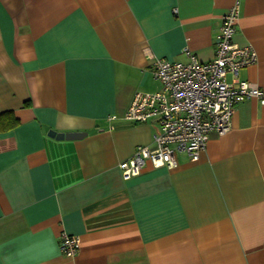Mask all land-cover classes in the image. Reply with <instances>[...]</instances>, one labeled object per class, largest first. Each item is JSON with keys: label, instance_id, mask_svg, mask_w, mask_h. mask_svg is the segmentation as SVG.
Masks as SVG:
<instances>
[{"label": "crops", "instance_id": "1", "mask_svg": "<svg viewBox=\"0 0 264 264\" xmlns=\"http://www.w3.org/2000/svg\"><path fill=\"white\" fill-rule=\"evenodd\" d=\"M237 0H0V264H264V104L246 98L199 160L123 178L157 119H124L160 84L150 54L215 58ZM234 41L264 94V0H240ZM231 80V78H230ZM116 115V120H110ZM113 127V128H111ZM58 133H87L58 140ZM78 236L74 257L61 236Z\"/></svg>", "mask_w": 264, "mask_h": 264}, {"label": "built area", "instance_id": "2", "mask_svg": "<svg viewBox=\"0 0 264 264\" xmlns=\"http://www.w3.org/2000/svg\"><path fill=\"white\" fill-rule=\"evenodd\" d=\"M239 14L237 0L222 18L215 58L210 62H201L189 52L190 60L185 63L150 54L151 72L160 86L155 91L137 92L124 119L145 122L155 118L160 128L154 148L140 146L120 164L125 180L139 176L148 162L156 169L175 168L177 152L199 160L211 134L231 128L233 113L241 102L256 97L264 104L261 89L240 77L242 69L255 63L258 55L252 45L234 41ZM117 118L114 115L110 120ZM80 246L78 236H61L60 250L66 256L74 257Z\"/></svg>", "mask_w": 264, "mask_h": 264}, {"label": "trees", "instance_id": "3", "mask_svg": "<svg viewBox=\"0 0 264 264\" xmlns=\"http://www.w3.org/2000/svg\"><path fill=\"white\" fill-rule=\"evenodd\" d=\"M19 119L12 111H7L0 114V134L8 133L18 127Z\"/></svg>", "mask_w": 264, "mask_h": 264}, {"label": "water", "instance_id": "4", "mask_svg": "<svg viewBox=\"0 0 264 264\" xmlns=\"http://www.w3.org/2000/svg\"><path fill=\"white\" fill-rule=\"evenodd\" d=\"M50 136L57 138L58 140H76V139H82L85 136H87V133L82 132H68V133H58L56 131H50Z\"/></svg>", "mask_w": 264, "mask_h": 264}]
</instances>
